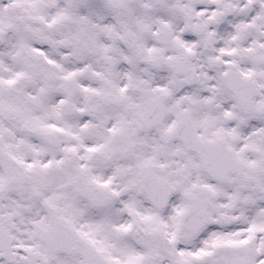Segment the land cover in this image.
<instances>
[{
  "label": "snow or ice",
  "instance_id": "6c2138e0",
  "mask_svg": "<svg viewBox=\"0 0 264 264\" xmlns=\"http://www.w3.org/2000/svg\"><path fill=\"white\" fill-rule=\"evenodd\" d=\"M0 264H264V0H0Z\"/></svg>",
  "mask_w": 264,
  "mask_h": 264
}]
</instances>
